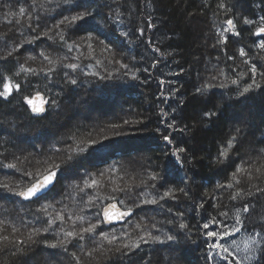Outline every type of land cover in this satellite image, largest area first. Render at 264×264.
<instances>
[{"label":"trees","instance_id":"1","mask_svg":"<svg viewBox=\"0 0 264 264\" xmlns=\"http://www.w3.org/2000/svg\"><path fill=\"white\" fill-rule=\"evenodd\" d=\"M262 18L264 0H0V90L5 77L13 85L0 97V264H213L203 224L245 204L243 229L264 233V51L253 34ZM38 94L49 101L43 117L25 102ZM62 106L91 109L66 122L54 114ZM58 152L63 160L45 158ZM56 164L64 198L54 190L23 203L17 193ZM114 201L136 214L106 226L101 211ZM90 218L112 240L66 235Z\"/></svg>","mask_w":264,"mask_h":264},{"label":"snow or ice","instance_id":"2","mask_svg":"<svg viewBox=\"0 0 264 264\" xmlns=\"http://www.w3.org/2000/svg\"><path fill=\"white\" fill-rule=\"evenodd\" d=\"M218 6L219 7H223V5H218ZM24 12H25V9L21 8L20 9V13L23 15ZM88 14H90V13H87V12L78 13L77 15L72 16L71 18L65 17V21H68V23H75L76 21L83 20L85 18V15H88ZM65 21H61V23H64ZM252 23H253V21H251V20H248V19L244 20V24H246V25L250 26ZM227 24H228L229 27H228V29H225V31H231L232 34L236 35V36L240 35V33L238 31H236V24L232 20H228ZM253 34L255 36H257V37H264V18H262L261 26H259L254 31ZM105 47H107V45H105ZM258 47H259V49L261 51H264V43H260L258 45ZM239 54L241 56H246L247 55V53L244 51V49H240ZM9 55H11V53H9ZM245 63H247V61H245ZM122 66L123 67H127L126 65H122ZM70 67L75 68V65H70ZM21 71H27V69H23L22 68ZM250 71H251V73L254 76L256 71H257V68L255 66H252L250 68ZM133 78H135V77H133ZM4 80L8 81V82H4L3 83V90H0V97H2L3 99L7 100L9 98V96L12 95L13 85L10 82V78L5 77ZM71 82L73 84L76 83L75 80H72ZM233 83H236V81L234 80ZM256 87H259V85H256ZM250 88H251V86L245 87L243 89V92H248L250 90ZM14 89H15V91H19L20 90V85L16 84L14 86ZM198 91H201V90L198 89ZM241 94H243V93H241ZM25 102L31 106L32 111L35 112V113H40V112L44 111L43 107H37L35 104H33V100L31 98L26 97L25 98ZM206 115H214V113H206ZM125 123H127V121H125ZM169 126H173V125H169ZM113 127H117V126L114 125ZM163 139L166 142H168V143H172V139L167 134H165L163 136ZM232 146H233L232 142L229 141L228 147L231 148ZM185 151L186 150L184 148L177 147V149L173 153V155H176L177 158L179 159V155L178 154L179 153H184ZM221 155L226 156L227 154L225 152H221ZM68 159H71V156H69ZM7 167L14 168L15 165L10 164V165H7ZM53 167L58 169L60 166L58 164H56ZM240 171H242V169L238 168L237 172H240ZM257 171H259V169H257ZM235 175H236V173L233 174V178H235ZM29 176H31V174H29ZM55 176H56V172L53 171L52 169H48L46 174H42V179H36L30 186H28L23 191L18 192L17 194L22 196V197H24L25 199H30L32 197H35L44 188H46L48 185H50V184H52L54 182ZM150 179L155 180L156 176H152V177H150ZM236 183L238 184V183H240V181L237 180ZM227 187L231 188L232 184L229 183L227 185ZM181 191H183V189H181ZM259 191H264V189H259ZM168 195H170V193L166 192L165 196H168ZM237 195H239V193H237ZM235 198H236L235 196L232 197V199H235ZM152 202L155 203V201H152ZM201 207H203V205H201ZM250 207H252V206H250L248 204H245L244 206H242L243 212H245V213L249 212ZM104 215H105V217L107 219H109V220L112 219V217L109 215V213L107 211H105ZM120 215L124 216V215H128V213H121ZM224 215H227V213H224ZM236 225L237 226L234 227L231 231H228V230L225 229V230H222L220 232H217L215 230H210V229H214V227L216 226V218L215 217H212L209 222H206V223L203 224V228L206 230L205 231V245H206V247L209 250H218V254L219 253H224L225 255L221 256L222 260H228V258L230 257L231 259L228 260V264H242V262L239 259H237V257L234 256L233 253L227 247H225V245L223 243H221V241L225 240L227 237H230V236H232L235 233L240 231V229L243 226V224H242V220L240 219L239 216L236 217ZM179 227L181 229H184V228L187 227V225L180 224ZM95 229H96V225H91V226H89L87 228H84L83 232L84 233H88V234H92V233L95 232ZM37 231H39V230H37ZM66 235L75 237V236H81L82 234L81 233L68 232V233H66ZM255 236L264 237V233L258 231V232L255 233ZM8 239L9 238L7 236L0 237V240H3V241H7ZM28 239L29 240L32 239L31 235L28 237ZM105 239H107V237H105ZM156 239H158V237ZM167 239L169 241H171V240L174 239V237L169 235L167 237ZM12 242L15 243V241H12ZM109 242L111 243V241H109ZM20 243H24V242L21 241ZM251 243H252L253 246H259V245L264 244V239H262V240L253 239L251 241ZM56 246L57 245H55V244L50 245V247H53V248H55ZM124 247L128 248L129 245L125 244ZM137 247H138V245H137ZM256 250H259L262 253H264V247H257V248H250L249 249V251H256ZM212 258L213 257L211 255V253H209L207 259L211 260ZM246 258L250 259L251 257L250 256H246Z\"/></svg>","mask_w":264,"mask_h":264},{"label":"rangeland","instance_id":"3","mask_svg":"<svg viewBox=\"0 0 264 264\" xmlns=\"http://www.w3.org/2000/svg\"><path fill=\"white\" fill-rule=\"evenodd\" d=\"M205 31L206 30L204 29L203 30V34H205ZM12 33L13 34L11 35V37H8V41H9V43H13V45H15L16 43H18V37L15 36V33L14 32H12ZM258 43L259 44L260 43H264V37L260 38L258 40ZM1 49L4 50L5 47L2 46L1 41H0V51H1ZM13 52H14V50H13ZM14 53L17 54L18 58H22V56H23L20 51L19 52H14ZM202 53H204V49H202ZM201 58H202V56H201V51H200V55H198L197 61L201 62ZM93 95H95V93H93ZM87 97L88 98L91 97L90 94L87 95ZM90 100L91 99H89V101ZM92 101H93V99H92ZM87 108H88L87 110H89V108L91 109V106L90 107L88 106ZM87 110H79L78 108H77V110H75L73 107H71V108L68 107L67 108V107H63L62 106L59 110H56V113H54V114L56 116L63 115V117L65 118V121L66 122H69L70 119L72 120V119H78V118H80V119L85 118L86 115H88ZM95 112L96 111H94V113ZM94 113H93V110H92V112L90 111V114L89 115H94ZM68 127H69L68 125H64L63 126V130H62V133H64V134L65 133H68ZM104 133L105 132H103V131L100 132V133H98V134L95 133L94 136H93V138H96V140L99 142V141H101L99 137H102L103 135H105ZM61 152L56 153V156L55 157L53 156L54 153L51 154L52 157L51 156H48V155H45V158L46 159H56V160L60 159V161H61L64 158V156L61 155ZM131 157H132V162H134L135 161V155L132 154ZM33 166H34V161H32L31 163L28 162L26 165L25 164L24 165L23 164H20L19 165L20 173L23 174L24 176H27L28 174H30L31 170H33L32 169ZM133 169L136 170V168H133ZM58 183H59V181H58ZM58 183H57V186L54 188L55 191L54 190L53 191L55 193H58V195H59L58 197L64 198L63 195H62V193H61L63 189L61 190V192H58L57 191L58 190ZM50 193H48L47 195H49ZM47 195H45V196H47ZM42 198H40V199H42ZM40 199H38V200H36L34 202H30L29 204L35 203V202L39 201ZM58 200L59 199H57V201L56 202H53V203L57 205ZM53 208H55V207H53ZM242 213H243L242 211H238V212H235L233 215H231L230 219H226L225 221H216V226L214 227V229H210V230H215L217 232H220V231L226 229L228 231H231L234 227L237 226L236 225V217L239 216L240 219L242 220ZM91 217L92 218L93 217L95 218L96 217L95 213ZM100 217H101V215H100ZM92 218L89 219L88 226H86V228H87V227H89L91 225H96L95 232L92 233V234H89V235H92V238L91 239H98V237H99L101 240L104 241V238L101 237V236H103V235H109L110 236V239L112 240V238H113V231L110 230L109 232H102L103 229H102L101 225L99 226L95 221L92 220ZM70 219H72V218H70ZM101 220H102V218H101ZM133 223H134V221L129 225V228H132ZM126 227H128V226H126ZM123 229L120 230V232H122L121 234L123 236H128L127 235V231L128 230H126V228L124 230ZM96 230H98V231L96 232ZM256 232H258V231H249V230H245V229H243V227H241V229H240L239 232L235 233L234 235H232L230 237H227L225 240L221 241V243H223L225 245V247H227L233 253V255L236 256L237 259H239L242 262V264H258L259 263V260H260L261 251H259V250L249 251L250 248L263 247V244L262 245H259V246H253L252 243H251V241L253 239H256V240H262V239H264V237H257V236H255V233ZM78 233H82V235L88 236L87 235L88 233H84L83 231H79ZM95 233L97 235H95ZM106 241H109V238H107ZM94 248L99 251L98 247H94ZM106 252H107V255L110 254L108 251H106ZM209 253H211V255L213 257L211 259V262L213 264H228V260L231 259L229 257L228 260H222L221 259V256H224L225 254L224 253H219L218 254V250H209ZM103 254L104 253H102V252H100L98 254H94L93 255V259H97L98 258L97 261H99V260H101L103 258ZM246 256H250L251 258L250 259H247Z\"/></svg>","mask_w":264,"mask_h":264},{"label":"water","instance_id":"4","mask_svg":"<svg viewBox=\"0 0 264 264\" xmlns=\"http://www.w3.org/2000/svg\"><path fill=\"white\" fill-rule=\"evenodd\" d=\"M33 104H35L37 107H43V109H44V111L40 112V113L33 112L35 115H37L39 117H43L47 113V110L49 108V101L45 98L44 95L38 94V95L34 96ZM53 171L56 172V176H55L54 182L52 184H50L46 188H44L35 197H32L30 199H25L24 197L18 195L19 199L23 203H30V202H34V201L44 197L48 193L52 192L54 190V188L57 186V183L59 181L62 169H60V168L54 169ZM39 179H42V177H40ZM105 211H107L109 213V215L112 217L111 220H109L105 217V215H104ZM121 213H128V215L121 216L120 215ZM135 214H136V211L134 209H124L121 207V205L117 201H114V202L107 203L103 207V209L101 211V218H102L104 224L107 226H119L124 221L133 218L135 216Z\"/></svg>","mask_w":264,"mask_h":264}]
</instances>
